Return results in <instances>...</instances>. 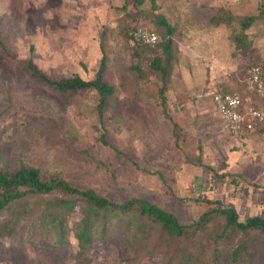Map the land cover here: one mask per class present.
<instances>
[{
	"label": "rangeland",
	"instance_id": "rangeland-1",
	"mask_svg": "<svg viewBox=\"0 0 264 264\" xmlns=\"http://www.w3.org/2000/svg\"><path fill=\"white\" fill-rule=\"evenodd\" d=\"M139 1L0 0V168L34 167L115 203L145 200L182 226L198 221L206 201L232 205L240 221L264 217V128L234 137L212 103L220 90L236 92L247 105L259 103L246 76L254 66L264 73V19L246 32L250 46L244 50L229 40L239 33L238 21L230 28L210 23L221 10L236 19L256 15L264 0ZM157 14L173 29L164 101L149 63L165 56L158 46L133 45L129 36L144 27L160 39ZM103 56L104 79L116 92L102 116L95 91L62 98L24 69L31 60L52 79L89 81ZM55 199L77 209L66 216L63 244L50 224L38 222ZM83 208L79 198L61 194L13 204L0 216V264L181 261L184 241L161 240L159 228L143 222L125 231L115 216L107 242L94 241L79 257L72 230ZM240 240L237 235L228 246ZM204 243L199 236L197 244ZM252 253L264 263V243Z\"/></svg>",
	"mask_w": 264,
	"mask_h": 264
},
{
	"label": "trees",
	"instance_id": "trees-1",
	"mask_svg": "<svg viewBox=\"0 0 264 264\" xmlns=\"http://www.w3.org/2000/svg\"><path fill=\"white\" fill-rule=\"evenodd\" d=\"M139 3L141 0L137 5ZM258 19H264V5L262 3H260L256 15L236 19L221 10L210 19V23L213 26L224 25L230 28L235 21H238L239 33L233 31L229 35V40L237 49L244 50L250 46L246 32ZM154 25L161 32L160 39L158 37V42L154 46L161 49L165 59L161 56L155 57L149 63V69L158 78L160 83L158 95L164 101L171 71L173 29L164 16L160 14L155 16ZM141 47L150 48L153 46L143 45ZM258 68L261 70L260 67ZM24 69L37 85L51 89L62 98L88 90L95 91L99 97L97 105L99 116H102L105 106L116 92V89L104 79L106 72L105 56L101 58L95 78L89 81L83 80L79 76L61 80L52 79L31 60L24 63ZM261 72L263 73L262 70ZM250 91L257 97L258 104L247 105L241 96L233 91L220 90L216 92L237 94L241 101V107L264 108L263 101L254 91ZM101 140L103 144L109 146L104 134L101 135ZM52 194L77 197L83 204L81 218L72 230L79 246L77 255L81 258L86 257V251L94 241L103 244L107 242L109 218L115 216L123 222L125 231H128L132 225H141L140 222H143L159 228L161 240L164 239L172 243L180 239L184 241L179 264H264L261 260L254 261L252 253L254 246L264 243V217L261 215L247 217L240 221L238 213L232 205H223L220 201H206L208 207L198 221L182 226L174 215L145 200L129 199L115 203L91 190L74 188L58 175L45 176L34 167L20 164L14 168H0V216L13 204H17L27 197H43ZM47 205L38 222L42 225L50 224L57 234L58 244H63L69 231L66 216L77 212L76 205L66 199L48 201ZM201 235L205 236L207 243L198 245L197 238ZM237 235L241 236V240L229 247L228 245H231L230 242Z\"/></svg>",
	"mask_w": 264,
	"mask_h": 264
},
{
	"label": "built area",
	"instance_id": "built-area-1",
	"mask_svg": "<svg viewBox=\"0 0 264 264\" xmlns=\"http://www.w3.org/2000/svg\"><path fill=\"white\" fill-rule=\"evenodd\" d=\"M133 45L154 46L158 42L157 34L148 28L137 27L130 32ZM250 90L254 91L264 103V74L258 67L251 68L246 77ZM214 109L226 123V128L234 137L242 138L258 128H264V108L241 107V101L235 93L213 94Z\"/></svg>",
	"mask_w": 264,
	"mask_h": 264
}]
</instances>
